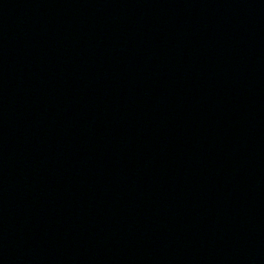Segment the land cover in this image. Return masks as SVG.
I'll return each instance as SVG.
<instances>
[{"label": "water", "instance_id": "1", "mask_svg": "<svg viewBox=\"0 0 264 264\" xmlns=\"http://www.w3.org/2000/svg\"><path fill=\"white\" fill-rule=\"evenodd\" d=\"M0 264H234L116 0H0Z\"/></svg>", "mask_w": 264, "mask_h": 264}]
</instances>
